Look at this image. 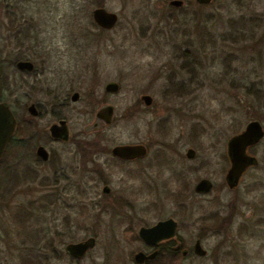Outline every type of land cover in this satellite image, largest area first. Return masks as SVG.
<instances>
[{
  "label": "rangeland",
  "instance_id": "374dc122",
  "mask_svg": "<svg viewBox=\"0 0 264 264\" xmlns=\"http://www.w3.org/2000/svg\"><path fill=\"white\" fill-rule=\"evenodd\" d=\"M169 1L0 0V51L4 57L11 58L14 52L22 50V42L12 39L14 28L20 30L22 26L14 23L20 14L19 20L27 19L36 31L33 32L35 40L28 43L30 47L25 51L36 48L46 54L47 71L43 83L60 82L55 72L56 54L71 51V70L62 83H73L83 89L98 82L116 81L120 84L121 89L115 94L104 95L103 87L95 88L96 93L105 96L115 107V120L102 129L105 138L113 142L159 140L158 117L172 114L169 135L164 141L174 151L154 144L142 162L129 161L118 165L109 161V166L107 154L94 156V163L101 165L115 200L110 209L104 208L102 183L91 177L87 187H80L76 191L77 197L73 196L75 208L61 207L60 198L54 207L55 212L51 209L41 215V227L49 231L54 238L52 242L61 248L68 242L94 236L95 246L79 264H103L107 244L115 245V250L120 245L128 250L140 246L139 241L133 240L136 230L135 233L126 231L128 219L125 223L123 214L133 217L136 229L161 218H176L179 222L177 235L182 239L183 247L190 249L202 232L198 218L214 210L225 214L228 204L236 200L238 213L224 246L217 250L221 237L215 234V230L206 231L200 239L204 238L202 244L210 251V256L183 258L179 255L174 264H216L217 261L219 264H264V136L248 148L257 156L258 164L243 174L238 187L230 190L224 180L229 166L227 140L253 119L260 121L264 128V98L257 99L245 88L264 84V0H211L206 3L183 0V6L179 8L169 5ZM8 3L14 6L10 7L12 11L6 9ZM100 5L118 15L113 27L101 29L93 25L91 11ZM241 24L247 27L246 32L252 37L239 42L224 38L225 33ZM26 29L29 31V27ZM190 41L193 42L191 53L199 54L201 59L202 84L195 86L185 98L163 101L161 93L167 84L165 78L172 68L178 66L174 59L175 50L181 51ZM231 54L234 55L231 62L233 72L226 75L225 69H230V62L223 58ZM170 59L171 64L174 59L173 65L168 64ZM85 63L90 67H84ZM6 69L11 76L12 68ZM180 72L177 78H185ZM16 89L12 98L17 104L30 95L43 102L47 99L42 92H31L22 87ZM145 93L154 98L151 109L140 103V95ZM44 103L49 109L48 102ZM137 106L143 111L135 113ZM156 108L159 114L152 112ZM50 120L47 116L40 123ZM73 123L75 128L83 129L82 122ZM46 145L59 149L65 161L70 163L72 144L48 140ZM189 147L196 151L195 157L180 158L178 153H185ZM162 151L171 159L170 164L160 161ZM6 156L3 167L9 159V154ZM35 168L42 171L40 175H49L44 164H37ZM3 175L1 168L0 176ZM201 177L214 183L211 192L197 194L193 191L194 184ZM62 186L67 188L68 184L62 182L61 189ZM39 194L29 193L28 197ZM66 194L62 192L65 197ZM121 197L127 200V204L117 199ZM182 203L187 208L184 209ZM81 205L84 207L82 213L79 211ZM9 212L6 207L0 209V264H20L22 255L34 260L38 253L32 248L39 238L29 239L27 235L38 225L31 220L26 234L18 235L20 228L13 224ZM66 215L70 223H67ZM240 227L249 231L240 234ZM19 237L23 238L24 247L33 252L20 255ZM53 260L57 264H71L66 255Z\"/></svg>",
  "mask_w": 264,
  "mask_h": 264
},
{
  "label": "flooded vegetation",
  "instance_id": "af4514ba",
  "mask_svg": "<svg viewBox=\"0 0 264 264\" xmlns=\"http://www.w3.org/2000/svg\"><path fill=\"white\" fill-rule=\"evenodd\" d=\"M181 6H183V4ZM181 6L173 7L179 8ZM10 7L14 8L12 4L8 3V5H6V9L12 11ZM97 7L103 6L100 5ZM19 19H21L20 14L16 16V18L14 19V23L22 26H20V30H16L14 28V37L12 39L22 42V50L14 52V56L11 58L4 57L3 51H0V101H4L9 105V108L11 109L17 121L16 131L8 140L3 151V154L4 152H6L7 155L9 154V159L6 166L9 177L7 179H1L0 176V209L5 207L9 209V216L13 224L20 228V231H17L18 235L20 233L26 234L31 220L34 222V224L36 223L37 225H41V215L47 211H50L51 209L54 210V207L58 204L60 198L62 199V202L60 204L61 207L75 208L74 206L76 205L72 202V200L74 199V197H77L76 191H78L80 187H87V182L91 180V177L92 179L96 180V182L99 181L102 183L101 191L105 196V201L103 202L105 204L104 208H111L110 205L114 203L113 201H115L111 196V187L109 186L107 179L103 175L101 165L94 163V156L102 153L107 154L109 156V159L106 160V162H108L107 165L109 166V161L118 165L129 161L142 162L145 158H147L150 152V146L154 144H156L158 147H167L165 149L174 151V149L171 148V145H168V142L164 141V138H167L169 135L168 132L170 129V122L172 117L171 113H165L161 117H158L159 121L157 123V129L158 135L160 136L159 140L155 139L148 141V139H140L137 142H113L111 139L105 138L102 129L104 127L110 126L115 120V107L106 100L107 98L105 96L96 93L95 88L98 87L101 89L103 87L102 92L104 95L115 94L120 91V84L116 81H108L104 84L98 82L95 85L94 83L91 84V86L87 89H83L79 88L78 85L75 86L73 83H62L64 77L71 70V59L73 56L71 51H58L56 54L57 57H55V72L60 82L43 83V76L47 71L45 58L46 54H44L43 51L36 50V48H34L33 51H25L26 48L30 47L28 46V43L35 40L36 35L33 34L35 29L31 28L27 19L23 18V22ZM94 24L97 25L95 22ZM97 26L101 29H106L100 27L99 25ZM27 27H29V31L28 29H26ZM192 45L193 42H186L184 45V49H181V51L180 49L175 50L174 59L176 60V62H178V66L175 67V69L172 68L165 78L167 84L165 85V87H163L161 93V98L163 101L167 98H170L172 100L174 97L185 98L194 90L195 86H199V84H202V80L200 81L201 59L199 54L191 53L192 50L190 47H192ZM174 59H172V64L171 59L168 64L173 65ZM233 59L234 55L232 54L230 55V57L225 56L223 58L224 61L230 62L229 67L226 64V66L230 68L225 69L226 75L232 74L233 72V67H231V62ZM21 61L31 63V68H28L27 66L19 67L18 63ZM83 66L88 68L90 67V64L85 63L83 64ZM7 67L12 68V73L14 75L11 74L10 76V74L7 72ZM180 71L183 72L185 78H177L178 74L181 73ZM96 80H98L97 77ZM109 82H116L118 84V89L115 91L107 90L106 85ZM21 87L22 89L29 88L31 92H42L43 95H45V98H47L45 99V101L46 103L48 102L49 109L45 108V101L43 102L41 100L34 99L31 95V97L29 96L28 98L24 99L22 103L17 104L16 102H14V98H12L13 92L17 90L16 88L19 89ZM143 95H149L151 97L150 104L145 103L142 98ZM139 99L140 103L144 104L146 108H152L154 103V98L152 95L148 93L141 94ZM31 106H33L32 111L29 109ZM103 106H111L113 108L109 122H106L103 117L101 118L98 116V113ZM141 111H143L141 106H137V108L135 109V113ZM153 111L156 114H159L157 108L155 110H152V112ZM129 115L132 114L129 113ZM47 116H50L51 120L47 123L45 122L41 124L40 121L42 120V118ZM181 118H183V116H181ZM61 121H64L68 129L67 139L54 138L50 133L51 125L58 124ZM73 122H82L84 125L83 129L75 128ZM48 140L51 142L55 141L65 144L69 143L74 146V148L69 150L73 152V156H71V159L69 161L70 163H67L68 161H65V157L58 151L59 149L55 150L51 147L49 148L46 145V141ZM121 145H141L145 148V151L142 154H136L134 157L130 158L115 155L113 153V148ZM40 146L43 147L46 151V158H43L42 155L37 152ZM250 146L247 147L246 151L249 155L255 156L257 162L256 164L249 166L242 173L238 184L234 187L228 186L225 179V173V184L230 190L236 189L241 181L243 174L249 168L258 164L257 156L248 149ZM189 149L190 147L186 149L185 153H178L180 155V158L183 159V157H186L187 159H190V157L188 156ZM163 153L164 152L162 151L159 154V157L162 158L160 161L166 162V165L167 163L170 164L171 159L164 156ZM226 157L228 160V165L230 166V158L227 154V142ZM37 164H44L45 167H47L45 171L48 172L49 175H46L45 173H41L43 175H40L39 172L42 171L35 168ZM92 173L94 174L91 176ZM62 182L63 184L67 183L68 187L64 188L62 186L61 189ZM94 185L97 186V184ZM104 187L108 188L106 192L104 191ZM213 188L214 183L210 191L197 194H207L211 192ZM36 192H40L41 194L34 197H28L29 193ZM62 192L64 194L67 193L66 196L68 198L63 196ZM70 193L71 195H68ZM19 197L21 199H18ZM16 199H18V201L14 203V200ZM117 199H119L122 204H127V200H125L124 198L121 197ZM67 200L69 202H64ZM10 204L13 205L10 206ZM182 207L184 209L187 208L184 203H182ZM228 207L229 209L224 211L225 214L220 212V210L218 211L219 221L215 229V234L220 236L221 239L217 245V250H220V247L222 245L224 246L226 238L229 234H231V230L229 229L231 227L233 219H235V216L238 213L236 200L231 201L228 204ZM79 211H81V213L84 212V207L82 205L80 206ZM66 218V220H69L68 215H66ZM122 218L124 219L125 223H127L128 219V223L125 226L126 231H134L135 233L136 230V233L132 236L133 240L140 242V246L128 250L124 245H120L115 250V245L107 244L103 264H174L175 259L179 255H181L183 258L189 256H196L200 258L210 256V251L206 249L202 244V240L204 238L202 240L200 238L195 239V241L197 239L200 241L201 247L204 249V253L195 252V241L190 249L183 247L182 239L177 235L179 222L172 216L158 219L150 224H141L137 227V229L133 227V217L131 215L126 213L123 214ZM167 218H173L177 221L178 225L174 237L163 239L157 243L152 244L147 243L143 238L139 236V230L141 227L153 226L157 221L165 220ZM67 223H70V221ZM245 231L247 232L249 231V229L244 227L238 228V232L240 234L245 233ZM238 232L236 234H238ZM19 238L21 240L19 251L21 252L20 255H22V253L26 252L28 248L24 247L25 245L23 238ZM65 245L63 248H61L60 245L52 243L50 244L49 249H47L43 242H38L32 248L33 250L37 249L41 253L43 251V253L41 254L42 259L39 261V263H37L57 264V262H55L53 259L60 260L62 256L66 255L70 259L71 264H79L80 261L95 246L94 245L92 248H90L84 254V256L77 257L68 254L65 251ZM45 250L49 251L46 256V252H44ZM138 253L143 254L140 259H136V254ZM217 255L218 254H216V256ZM51 259L53 261H51ZM23 260L24 255L21 256L20 264H22ZM219 263L220 261L216 262V264Z\"/></svg>",
  "mask_w": 264,
  "mask_h": 264
},
{
  "label": "water",
  "instance_id": "95a60500",
  "mask_svg": "<svg viewBox=\"0 0 264 264\" xmlns=\"http://www.w3.org/2000/svg\"><path fill=\"white\" fill-rule=\"evenodd\" d=\"M198 3H206L211 0H196ZM170 5L181 6L182 0H170ZM92 18L94 22L103 28H111L117 21V14L112 11H108L104 7H95L92 10ZM19 67L31 68L29 62H19ZM106 89L109 91H115L118 89L116 82H109L106 85ZM1 92V83H0ZM143 100L146 104H150L151 97L149 95H143ZM31 111L33 106L29 108ZM113 108L111 106H103L99 113V117H103L106 122H109L112 115ZM98 117V118H99ZM96 125V124H95ZM17 128V121L13 115L9 105L0 101V158L3 154L5 146L10 137L15 133ZM50 133L54 138L67 139L68 129L64 121L58 124H53L50 127ZM264 136V128L260 121L253 119L250 120L245 127L238 133L232 135L227 141V154L230 158V166L226 172L225 179L229 187H234L238 184L242 173L251 165L256 164L257 160L255 156L247 153V147L258 143ZM145 148L141 145H121L113 148L115 155L130 158L136 154L144 153ZM43 158H46V151L43 147H39L37 151ZM195 150L190 148L188 150V156L193 158ZM213 187V183L208 178L199 179L193 186L195 193H206ZM108 188L104 187L106 192ZM177 221L173 218H167L165 220L157 221L153 226L141 227L139 230V236L143 238L147 243H157L163 239L174 237L177 229ZM96 243L94 236H88L85 239L68 242L65 245V251L73 256L82 257L84 254L92 248ZM194 249L197 253H204V249L201 247L200 241L197 239L194 243ZM143 254H136V259H140Z\"/></svg>",
  "mask_w": 264,
  "mask_h": 264
},
{
  "label": "trees",
  "instance_id": "16d2710c",
  "mask_svg": "<svg viewBox=\"0 0 264 264\" xmlns=\"http://www.w3.org/2000/svg\"><path fill=\"white\" fill-rule=\"evenodd\" d=\"M209 19H210V17H207V20H209ZM93 25H95V24H93ZM246 31H247V27L245 25L241 24V25L236 26V28L234 30H233V28L230 29V31L227 34L225 33L226 35L224 34V38H228V39L230 38L235 42L243 41V40H246V39L252 37V34H249ZM206 33H207V35L208 34L210 35V33L208 31H206ZM207 40L210 41L211 38H208ZM245 88H246V92L248 94L254 95L257 99L264 98V84H260V86L252 85L251 87L245 86ZM5 156H6V152H4L2 158H0V169L2 168V172L4 173L3 177H1V179L2 178L7 179L9 177L8 172L6 170L7 165L5 164V166L3 167ZM227 220H228V218H227ZM66 221L69 222V220H66ZM198 221L202 224V232L198 236H199V238H202L203 234L206 231H212V230L216 229L217 223L219 221V212L216 210L211 211V212H207L206 214H203L201 217H199ZM56 234H57V232H56ZM27 237L29 239L30 238L31 239H35V238L38 239L39 238L36 241L37 242H43V244L46 246L47 249H49V246H50V244L53 243L52 240L54 239L53 237H51L49 235V231L46 228L41 227V225H38L36 230L33 233L28 234ZM32 250H29V251L27 250L28 251L27 254H29L30 252H33L35 249L33 251ZM26 252H25V254H26ZM34 252L38 253V256L34 260H28L27 257L25 256L24 260L22 261V264H38L39 261L42 259V256H41L42 253L39 252L38 250L34 251ZM46 255H47V253H45V256Z\"/></svg>",
  "mask_w": 264,
  "mask_h": 264
}]
</instances>
